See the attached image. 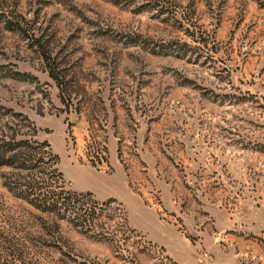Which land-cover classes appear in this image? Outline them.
Segmentation results:
<instances>
[{"label": "rangeland", "instance_id": "obj_1", "mask_svg": "<svg viewBox=\"0 0 264 264\" xmlns=\"http://www.w3.org/2000/svg\"><path fill=\"white\" fill-rule=\"evenodd\" d=\"M11 111L132 232L58 229L2 169L0 264H264V0H0Z\"/></svg>", "mask_w": 264, "mask_h": 264}, {"label": "trees", "instance_id": "obj_2", "mask_svg": "<svg viewBox=\"0 0 264 264\" xmlns=\"http://www.w3.org/2000/svg\"><path fill=\"white\" fill-rule=\"evenodd\" d=\"M9 113H13L12 117L22 118L25 123L22 129L28 131L20 134L6 124L0 132V170L9 171L3 180L10 193L43 214L53 216L58 229L59 222L66 221L84 235L112 241L121 231L123 235L132 232L127 214L116 200L101 203L92 193L69 190L58 169L60 159L53 153L51 145L36 140L37 129L26 116L13 111ZM91 162L97 167L96 162ZM99 164H103L102 161ZM112 223L119 226V230L113 231Z\"/></svg>", "mask_w": 264, "mask_h": 264}]
</instances>
